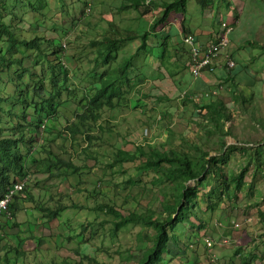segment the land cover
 Returning <instances> with one entry per match:
<instances>
[{"label":"rangeland","instance_id":"374dc122","mask_svg":"<svg viewBox=\"0 0 264 264\" xmlns=\"http://www.w3.org/2000/svg\"><path fill=\"white\" fill-rule=\"evenodd\" d=\"M27 2L33 5L36 0H27ZM121 2L126 1L65 0L63 4L60 0H49L47 10L43 12L52 19L44 20V23L41 20L36 22L34 19L36 15L42 17L41 13L30 12L20 2L16 8L18 16L21 17L25 13L28 17L25 22H19L21 30L18 32L26 38H31L36 33L41 35L46 33L45 36L48 38L58 37L61 34L63 44L67 45L65 51L63 49L59 51L58 56L48 57L35 49L28 52L31 59H35L34 56H42L40 66L44 64L46 69L56 65L54 78L57 81L61 80L62 71L58 64L62 62L70 70L69 84L77 86L85 69L89 67L90 60L95 61L99 57V43H97L99 40H103L105 36L117 37L118 40L121 36H132L133 31H136L135 26L127 25L129 23L127 20L119 22L116 27L109 24L113 20L120 19L118 5ZM154 7L158 8V3ZM149 16L151 18L152 15ZM6 20L10 22V17L7 16ZM33 21L36 22L35 27L30 25ZM41 24L48 28L53 25L56 29L47 30L44 33L40 28L43 27ZM147 29H150V23L137 28L138 32ZM60 42L59 38L55 41L56 44ZM47 44L49 43L43 42L42 47L50 48L46 46ZM119 50L122 49L119 48ZM151 50L161 54L155 46ZM67 56L72 57L73 60L67 62ZM81 61H84L85 65L83 70H81ZM27 63H30V60ZM93 67L96 68L94 64ZM181 74L192 80L188 70L182 69ZM47 82L50 80L48 79ZM10 87L13 89L12 85ZM215 90L218 93L217 88ZM159 92V87H152L150 83L147 85V82L143 85L139 83L129 95V97L134 96L137 102L133 104L131 100L132 104L128 101L111 110L105 109L103 118L89 131L94 134L91 141L83 137L74 140L68 136L69 139L59 137L52 144L47 143L52 134L54 136L58 131L64 132L65 125L74 120L76 106L73 104L74 99H70L65 114H61L58 120L48 122L47 127L50 131L43 133L42 130L37 131L40 134L37 142L32 145L33 147L28 146L31 150L33 149L32 151L29 152L24 144H20L23 152L28 153L26 165L29 166V173L25 176L27 182L24 187L27 191L18 195L20 210L13 219L18 226L0 230V264H5V253L20 242L19 237L29 238L30 236L33 237H30L23 246L26 257L23 255L16 257L14 256L16 251H10L11 264H139L145 249L140 243L142 240H148L145 241L146 245L152 243L151 238L142 239L146 229L141 224L130 223L122 225L116 231L115 221L118 219L113 214L96 207L101 204H110L123 215L137 209L139 211L149 209L161 215L164 212L161 206L163 196L160 192L163 185H155L151 182L152 173L147 175L144 171L138 172L140 169L138 160L111 166L113 158L119 149L134 151L138 146H142L147 150L153 147L167 150L176 145L188 147L191 141L198 142L202 146L207 140V134L202 129L203 115L201 114V117L193 115L190 120L187 110L184 111L186 113H183L184 115L179 112L180 101L177 100L179 91L174 99L166 100L163 96L164 101L156 100ZM79 93L83 95V90L79 89ZM210 95L207 98L216 96L214 93ZM63 98H67L66 91ZM139 98L143 101L148 100L147 104L140 105ZM246 98L249 99L248 96ZM250 101L253 103L246 100L244 105H236L232 97L227 96L226 102L230 110V119L225 125L229 131L226 137L228 144L241 143L242 146L264 144L263 83L260 84V93ZM161 102L167 103L161 108ZM191 107L190 110H192ZM77 108L80 110L81 106L78 105ZM29 111L33 110L29 109ZM4 121L2 124L6 126ZM214 139H217V136ZM207 147L212 155L219 152L215 143L211 142L207 144ZM260 154L264 156V149L260 150ZM54 155L71 160L77 168L76 171L67 170L65 173L66 168L62 163L48 165L47 162ZM247 156L254 157V154H248L246 150L240 151L228 160L224 167L226 175L223 178L224 185H227H221L217 177H214L211 182L205 183L199 189L198 198L201 201L207 198L211 205V202L218 200L219 205H216L213 208L214 211L208 214L206 213L207 203H200L203 209L197 212L198 220L192 218L195 226L200 228H191L187 225V230L182 231L184 235L179 243L182 242L188 246L184 256L193 258L194 250H196L198 263L192 260L183 261L181 256L172 259V253H168L165 257L172 260L167 264H207L210 254L213 253L216 255L218 264H264V201L262 200L264 177L261 171L256 173L252 170L253 166L243 173V169H246ZM231 170L237 178L241 172L244 174L240 188L232 187L236 184L230 181ZM130 180H134L135 183ZM188 184L194 186L197 181L191 180ZM212 188H214L213 192L210 191ZM37 204H45L53 208L58 205L67 207L58 218L49 223H38L37 227L33 228L31 225L33 226L36 221L37 215L40 217L39 220L44 221L41 212L34 210ZM259 210H261L260 214ZM205 215H212V220L210 219L207 225L204 223ZM199 216L203 218L202 222ZM248 217L254 219L252 224H244ZM216 220L220 224L225 222L230 226L229 228L225 226L223 234L218 238L230 236L231 233L236 232L239 240L235 242L231 239L232 237H229L234 243L217 246L210 252L205 246L204 238L206 236L215 238L217 227L214 221ZM237 222L240 227L235 228L234 224ZM221 227L219 225L218 230ZM147 232L151 236L153 230H147ZM67 234H71L72 238H67ZM238 246L243 248L242 254L243 256L246 254V259L238 255ZM82 254H88L91 257L83 258Z\"/></svg>","mask_w":264,"mask_h":264},{"label":"trees","instance_id":"16d2710c","mask_svg":"<svg viewBox=\"0 0 264 264\" xmlns=\"http://www.w3.org/2000/svg\"><path fill=\"white\" fill-rule=\"evenodd\" d=\"M37 1H39L38 4ZM60 1L63 4L65 3V0ZM125 1V9L136 10L145 6L143 4L149 3L151 0ZM198 1L201 2V0ZM20 2L30 12L42 14V17L38 15L34 17L36 22L41 20L44 23V20L52 19L43 12L45 9L47 10L49 0H36L33 5L31 2L28 4L27 0H0V198L4 196L14 182L19 181L29 173V166L27 167L26 165L28 153L23 152L20 144H24V147L29 152L32 151L33 149L31 150L30 147H33L32 145L37 142L40 136L37 131L42 130V133L50 131L47 127L48 122L58 120L61 114H65L70 99H74L73 104L76 106L74 120L65 125L64 132L58 131L54 136L52 134L47 143L52 144L59 137H65V139L70 137L74 140L83 137L91 141L94 134L89 131L92 130L93 125H97L103 118L105 109L111 110L120 104L128 103V101L132 104L131 100H133V104L137 102L134 96L129 97V95L137 84L143 85L145 83V78H140V73L135 69L134 59H137L138 55L146 49L149 36H164L161 46L166 47L167 36H173V34L156 33L155 29L168 19L171 12H180L185 15L188 6V0H165L159 3V6L162 7L161 14L153 18L150 23V29L138 32L139 29L137 30L138 26H136V31H133L132 36H125L118 40L117 37L106 36L103 40H99L97 42L99 43V57L95 61L93 59L90 60L89 67L85 69L80 83L77 86H73V84H69L68 74L70 70L62 62L58 64L62 71L61 80L57 81L54 78V66L56 65H51L50 68L46 69L44 64L40 66V58L42 56L33 55L35 59H31L28 50L35 49L48 57H55L58 56L61 49L65 51L67 44H63V36L61 34L54 38L45 36L47 30L56 29L53 25L48 28L41 24L43 27L40 28L43 29L44 35L36 33L31 38L22 37L18 32L21 30L19 22H25L28 16L25 13L21 17L18 16L16 8ZM7 16L10 17V22L6 20ZM36 22L33 21L30 25L35 27ZM109 24L112 25V22ZM58 38L61 42L56 44L55 41ZM136 38L140 40V44L136 51L131 53L127 45ZM43 42L49 43L46 46L50 48L42 47ZM119 48L122 50H119ZM181 48L187 49L183 44ZM160 50L161 54L166 52L165 48ZM29 60L30 63H27ZM72 60V57H66L67 62ZM93 64L96 68L93 67ZM84 66V61H81V70H83ZM231 78L227 77V80ZM48 79L50 82H47ZM11 85L13 89H11ZM79 89L83 90V95L79 93ZM65 91L67 92V98H63ZM184 93H186L184 98H192V95H189L187 91H184ZM188 99L191 100L190 98ZM139 100V104L143 105L142 99L139 98ZM242 100L244 104L246 100ZM78 105L81 106L80 110L77 108ZM197 107L198 105H196ZM199 107H201V110L203 108L206 109L205 115L202 114L204 121L202 129L208 134L207 140L202 146L198 142L191 141L188 147L176 145L167 150L155 149L154 147L147 150L142 146H138L134 151L119 149L110 164L111 166L113 164L121 165L125 161L138 160L140 162L138 172L144 171L147 175L152 173L151 182L155 185H163L160 192L163 196L161 206L164 212L161 215H157L153 210L149 209L142 211L137 209L128 212L127 215H123L110 204H101L96 207V209L113 214L118 219L115 221L116 231L122 225L130 223L141 224L146 229L142 234V239L144 237H146L145 239L151 238L152 243L146 245L145 241L148 240H142L140 243L145 249L139 264H166V254L172 253L174 257H178L181 254L184 255L188 246L182 242L180 244L179 241L184 235L182 231L187 230V225L198 229L199 226L194 225L192 217L197 219V212L203 209L199 204L207 203V209L212 211L211 206L208 205L209 201L207 198L204 201L198 198L199 189L205 183L211 182L214 177H217L221 185H227H224L223 180L226 175L224 167H226L228 160L232 157L233 151L237 149L246 150L248 154L253 153L254 157L247 156L246 169H243V173L253 166L252 170H255L256 173L261 171L264 177V156L260 154V150L264 149V144H259L258 146H242L243 144L241 143L227 145L226 136L229 131L225 125L230 119L228 107L216 100H209ZM29 109L33 111H29ZM197 115L201 117L200 113ZM3 121L6 126L2 124ZM215 136H217V139H214ZM211 142L217 144L219 150L224 148V151H219L212 155L207 147V144ZM53 163H62L66 168L65 173L67 170L75 172L77 169L71 160L62 159L58 155H54L47 162L48 165ZM212 175L214 176L212 177ZM230 176V181L236 184L232 187L240 188L241 184H243L244 174L241 172L239 178H237V175L231 170ZM191 180H196L197 184L190 186L188 182ZM130 181L135 183L134 180ZM26 191L27 189L24 188L21 193ZM210 191L213 192L214 188ZM18 198L19 196H17L11 206L14 217H5L1 224L3 230L18 226L13 221L20 210V199ZM262 200L264 201V196ZM66 207L58 205L53 208L45 204H37L34 210L41 212L44 221L39 220L40 217L37 215L35 217L36 221L31 227L35 228L38 223L45 224L58 218ZM147 230H153L151 236H149ZM70 235L67 234L66 237L70 238ZM29 238L19 237L20 242L5 253V264H11L10 251H16V254H14L16 257L20 255L26 257L23 246ZM214 245L208 248L210 252L213 251L211 249H213ZM237 253L243 259H246V254L244 256L242 254L243 250H238ZM82 256L83 258L91 257L88 254H82Z\"/></svg>","mask_w":264,"mask_h":264},{"label":"crops","instance_id":"0c3cea01","mask_svg":"<svg viewBox=\"0 0 264 264\" xmlns=\"http://www.w3.org/2000/svg\"><path fill=\"white\" fill-rule=\"evenodd\" d=\"M163 1L165 0H151L149 3L143 4L145 6L136 10L131 8L125 9L126 2H121V4L118 5V10L121 13L120 19L117 21L113 20L112 25L116 27L119 25V22L123 20L129 22L127 25L131 24L135 27L151 23L155 16L161 14L160 10L162 9L160 6L158 8L154 6L156 3L159 5V3ZM190 2L191 0L188 1L185 15L180 12H171L168 19L155 29L156 33L173 34V36H167L166 47L161 46L164 36L148 37L146 49L143 53L138 55L137 59H134L135 69L140 73V78H145L147 85L150 83L152 87H159L160 92L156 97L157 101H164V97H166V100L174 99L177 91H179L177 95L179 96L177 100L180 101L178 103L179 112H181V114H186L184 111L187 110L190 120H192L193 115L197 116L198 113L205 115L206 109L203 108L201 110L199 106L203 103H207L209 100H216L227 106V96H231L236 105H244V101H241L243 97L247 101L249 100L250 103H253L250 99L255 98V95L260 93V84L263 83L264 85V0H201V2L193 0L191 3ZM201 3L202 5H200ZM204 6L206 7L204 8ZM155 11L156 13H154ZM149 15H152L151 18ZM116 17L115 15V18ZM222 21H228L234 25L233 30L229 34L230 43L228 49L236 64L233 68H228L222 63V65L208 73L209 80L204 81L195 78L188 66L187 50L181 48L183 36L186 33L194 34L198 42L207 44L217 38L221 30ZM123 37L125 36H121L120 38ZM139 44L140 40L136 38L128 43L127 48L130 49L131 53H134ZM153 46H156L159 52H161L160 49L165 48L166 52L164 54H159L158 52L151 51ZM155 61L158 62L155 63ZM153 63L157 65L154 66L155 64ZM182 69H186L191 73L192 80L182 76ZM170 72L172 73L170 74ZM227 77L232 78L227 80ZM215 88H217L218 93ZM184 91H187L188 94L192 96L197 95L198 99L195 100L191 97L181 98V93ZM211 93H214V95L217 93V95H212L211 98H207L211 96ZM245 95L248 96L249 99H247ZM204 98L207 99L204 100ZM147 101L148 100H142V103L147 104ZM166 103L167 102H161V108L165 106ZM196 105H198L197 108ZM190 107L192 110H190ZM172 110H174V108ZM228 112L230 113V110ZM204 133L207 134L205 130ZM259 144L260 143H258V145ZM227 145L230 144L227 142ZM258 145L255 144L254 146ZM219 151H224V148ZM240 151L241 150L237 149L233 151L231 158L235 157V153H240ZM214 201V203L211 202V205L208 203L212 211H214L213 208H215L216 205H219L217 202L218 200ZM212 211L206 207V213L209 214L212 213ZM259 211L261 213V210ZM205 216L206 222L204 223L207 225L212 215ZM199 219L201 222L203 221L202 217ZM196 220H198V218ZM217 221L218 220L214 221L217 227V235L215 236L216 239L213 238L215 245L211 250H215L217 246L230 245L234 243L232 240L235 242L239 240V235H237L236 232L231 233L230 236H221L218 238L219 235L223 234L225 230L224 227L226 226V228H229L230 226L225 222L220 224V222ZM219 225L222 226L220 230H218ZM224 237H232V240L229 238L232 243L222 244L221 239ZM192 246L193 245H191V247ZM206 248L208 249L207 246ZM238 249L241 250L243 248L238 246ZM193 255V258L182 254L180 256L183 261L186 260L188 262L192 260L198 263L196 250H194ZM180 256L174 257L172 254L171 257L172 259H176L180 258ZM200 258L202 257L200 256ZM231 258L232 256L230 259ZM169 261L170 259L166 258V264ZM207 262V264H218L217 258L215 263L210 262L209 259Z\"/></svg>","mask_w":264,"mask_h":264},{"label":"built area","instance_id":"2783aa9c","mask_svg":"<svg viewBox=\"0 0 264 264\" xmlns=\"http://www.w3.org/2000/svg\"><path fill=\"white\" fill-rule=\"evenodd\" d=\"M234 25L228 21L221 22V30L218 33V36L215 40L208 42L207 44H201L198 42L194 34H185L183 36L182 44L187 49L188 55V65L192 75L195 78H200L202 80H208V73L213 71L216 66L222 65L225 63L229 68L235 65V61L232 58L230 51L228 50L230 38L229 34L233 30ZM186 93H182L184 98ZM193 99L197 100L198 96H192ZM27 178L15 182L12 186L9 187L8 191L0 198V225L2 217H11L12 209L11 204L14 202L16 194L24 189ZM253 218H246L244 224L252 223ZM242 226V224H241ZM235 228L240 227V224L237 222L234 224ZM204 242L208 248L212 247L215 243L214 239L210 236L204 238ZM222 244L231 243L230 239L224 237L221 239ZM209 261L212 263L216 262L215 254H211Z\"/></svg>","mask_w":264,"mask_h":264},{"label":"clouds","instance_id":"9594fccd","mask_svg":"<svg viewBox=\"0 0 264 264\" xmlns=\"http://www.w3.org/2000/svg\"><path fill=\"white\" fill-rule=\"evenodd\" d=\"M186 34H187V33H186ZM188 66H189V65H188ZM198 79H200V78H198ZM208 80H209V78H208ZM181 97H182V96H181ZM147 131H148V130H147ZM24 178H26V177H24ZM22 179H23V178H22ZM22 179H20V180H22ZM20 180H19V181H20ZM16 182H18V180H17ZM26 182H27V180H26ZM14 183H15V182H14ZM14 183H13V184H14ZM25 185H26V184H25ZM23 190H24V189H23ZM23 190H21L18 194H16L15 199L17 198V196H18ZM15 199H14V201H15ZM12 204H13V203H12ZM12 204H11V206H12ZM11 209H12V208H11ZM12 217H14V216H13V211H12V216H11V218H12ZM4 219H5V216L2 217L1 224L3 223V220H4ZM0 230H1V225H0Z\"/></svg>","mask_w":264,"mask_h":264},{"label":"bare ground","instance_id":"6f19581e","mask_svg":"<svg viewBox=\"0 0 264 264\" xmlns=\"http://www.w3.org/2000/svg\"><path fill=\"white\" fill-rule=\"evenodd\" d=\"M225 67V66H224Z\"/></svg>","mask_w":264,"mask_h":264}]
</instances>
